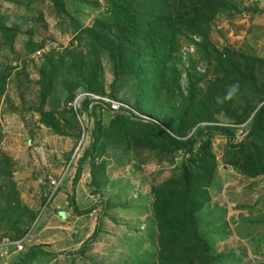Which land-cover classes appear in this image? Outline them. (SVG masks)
I'll use <instances>...</instances> for the list:
<instances>
[{"label": "trees", "instance_id": "16d2710c", "mask_svg": "<svg viewBox=\"0 0 264 264\" xmlns=\"http://www.w3.org/2000/svg\"><path fill=\"white\" fill-rule=\"evenodd\" d=\"M49 1L61 16L60 26L71 27L76 39L87 44L90 56L78 51L66 61L65 49L56 59L52 55L54 50L44 57L35 81L39 87L40 123L56 134H67L56 127L58 122L53 119L54 110L58 109L44 108L58 88L68 103L79 90L114 99L118 82L124 78L135 82L134 102L120 101L128 105L127 109L112 111L107 103L90 97L81 101V110L92 117L93 128L90 143L77 162L72 184L80 180L86 161L91 166V178L96 181L99 167H95V159L106 154L111 146H123L128 151L149 149L165 155L183 154L180 167L151 187L157 264H215L211 245L200 232L198 219V212L211 201L210 189L219 167L213 150L215 136L226 138L227 165L249 179L264 177V88L256 75L258 66L264 67V58L229 46L218 49L210 40L212 21L220 11L230 7L228 0H102V3L93 0L98 6L104 4L106 17H97L91 26L85 27L72 16L70 0ZM20 32V23L7 25L0 21V40L6 46L13 48ZM182 38L194 47V55L188 54L190 63L186 68L179 55ZM44 44L35 46L29 40L25 46L32 53ZM97 51L105 54L110 64L109 84ZM202 61L203 71L197 69ZM178 64L185 68L184 87ZM14 68L7 65L0 73V105ZM246 87L261 91L262 99L255 105L245 102L239 107L235 91ZM105 107L112 111L107 121H103L99 111ZM65 108L64 113L70 111L78 125L72 110ZM66 121L71 123L70 119ZM205 122L211 124L202 126ZM243 124L246 134L235 141L237 129ZM3 161L5 157L0 153V174L6 172ZM13 195L17 196L16 191ZM70 205L76 215L96 209L93 205L80 210L73 199ZM98 229L97 225L81 250L93 242ZM42 252L41 247H35L18 264L33 262Z\"/></svg>", "mask_w": 264, "mask_h": 264}, {"label": "rangeland", "instance_id": "374dc122", "mask_svg": "<svg viewBox=\"0 0 264 264\" xmlns=\"http://www.w3.org/2000/svg\"><path fill=\"white\" fill-rule=\"evenodd\" d=\"M98 1L102 3V0ZM69 2L72 16L78 19L82 27L91 26L97 17H106L104 4L98 6L93 4V0ZM228 4L230 7L220 11L212 21L210 40L218 49L229 46L264 58V0H228ZM37 18L44 19V22ZM0 21L7 25L20 23L21 30L13 48L6 46L0 40V73L6 70L7 65L15 67L0 105V153L5 157L3 163L6 171L5 174H0L2 192L0 242L2 240L22 242L23 249L20 251L22 257L38 245L47 252L60 253L56 256L40 254L34 262L26 264H157V235L154 237L152 234L145 242L141 236V232H144L146 227L150 226L148 228L150 232V228L155 225L147 224L153 221L151 187L177 170L184 155L181 153L165 155L149 149L128 151L123 146H111L106 154L95 159V167H99L96 181L92 180L91 166L86 161L83 167L88 168L89 171L84 172L79 186L84 188V195L96 205V209L88 215L94 220L93 232L98 225V233L84 250L79 249L78 246L73 250L60 251L61 247L56 244L55 239L62 241L63 244V240L67 238L66 233L68 235L69 233L62 235L61 227L68 224L64 222L66 215L62 217L52 208V198L55 191L70 190L73 185L71 181L77 162L90 143L93 119L86 114L87 121H84V128L79 121L76 125L70 115L71 112L64 113L65 107H68L77 117L72 107L74 100L67 103L64 92L58 88V91L50 96L44 108L49 110L54 106L58 109L54 110L56 113L59 111L63 113L60 115L55 113L53 119L58 122L55 123L56 127L67 134L63 136L54 133L40 123L37 111L39 87L35 81L39 78L44 57L50 55L53 50L55 53L52 55L56 59L58 53L67 49L66 61L78 51L89 57L90 50L85 41L80 43L76 39V33L71 27L66 25L64 29V26H60L61 16L57 15L49 0H0ZM29 40H32L35 46L45 42L44 47L30 53L25 46ZM97 53L103 63L106 84H109L112 79L110 64L105 54L98 51ZM188 54L194 55V47L182 38L179 55L182 56V64L185 68L190 63ZM193 58L196 59V56ZM182 64H178V67L182 71L181 79L184 87L186 72L185 68L182 69ZM197 69L203 71L205 63L199 62ZM256 75L259 85L264 88V67L258 66ZM106 89L108 90V87ZM114 95V99L108 98L132 104L135 98L134 80L124 78L118 82L114 88ZM234 97L239 107L245 102L255 105L262 99V92L246 87L235 91ZM21 104L24 114L28 117L30 129L28 138L23 136L26 141L34 139L39 143L40 137L46 141L55 138L59 143L60 136L66 137L69 134L74 137L63 172L58 178L54 177L59 182L54 192L49 188L46 196L42 198L33 196L31 187L33 179L28 180L30 189L26 193L28 198L26 200L31 208L20 199L18 188L27 181L13 174L8 156L11 153L8 139L11 135L5 132L9 130L5 126L13 125L10 123L12 121L10 118H17L21 112ZM106 108L99 110L103 121H107L112 115V111ZM67 119H70L71 123H68ZM19 122L21 120L16 121L15 127L14 125L12 127L19 130L17 128ZM210 124L205 122L201 125ZM244 128L246 130L245 126ZM27 130L24 128V131ZM78 147V155L73 157ZM225 148L226 138L221 135L215 136L213 150L219 167L210 189L212 199L198 212L200 232L211 245L213 255L217 256L218 251L221 253L216 258V264H264V177L249 179L242 176L237 169L227 165ZM10 183L14 186L11 187ZM15 191L18 197L13 195ZM66 201L69 207L70 199ZM5 213L8 216H5ZM146 217L151 220H146V224L142 226L140 224L143 223L142 220L138 221ZM130 218L136 220L132 224H127L126 220ZM219 238L221 241L218 240Z\"/></svg>", "mask_w": 264, "mask_h": 264}, {"label": "crops", "instance_id": "0c3cea01", "mask_svg": "<svg viewBox=\"0 0 264 264\" xmlns=\"http://www.w3.org/2000/svg\"><path fill=\"white\" fill-rule=\"evenodd\" d=\"M21 108L22 109L20 113L16 112L17 114L19 113L18 114L19 116L17 115V118L16 117L10 118L12 119L10 123L13 125L16 123V121L21 120V122H19V124L20 123L21 124L20 125L18 124L19 127L16 126L17 128H19V130L14 129L12 127L13 125L8 124L5 127L8 128L9 130L8 131L5 130V132H7L8 135H11V137L8 138L9 144L11 146V153H9L8 156H9V160H11L10 162L12 165L13 174H17L19 175L18 176L19 178H23L25 179V181H27L26 183H24L22 187L18 188L19 190L17 189L20 193V199L27 204L26 199L28 198H26L27 196L26 193L30 189V184L28 180L33 179V184L31 183L33 196H37L40 198L46 196V191H48L49 188L51 189L49 181L47 180V176L58 178L61 172H63L64 163L66 162V157L70 155L71 147L74 143V137L69 134L66 137L60 136L61 139L59 140V143L55 138L46 141L45 139H41L40 137L38 138L39 143H37L34 139L33 141L29 139H27L26 141L24 137L26 136V138H28L27 134L30 135L29 132L30 129L28 124V117H26V115L24 114L25 112L23 111L22 104H21ZM6 123H8V121H6ZM36 125H38V123ZM24 128L28 129L27 130L28 132L24 131ZM16 136H18L19 138L17 139ZM85 171H89V170L88 168L83 167L81 177L82 175H84ZM80 180L76 185H71L70 190L67 189L63 191L62 190L55 191L56 193H54L52 198L53 199L52 208L57 210L62 217L66 215L64 222L69 225V226L65 225L61 227L62 235H64V233L66 232H68L69 235L71 234L69 236L66 233L67 238L63 240V244L62 241H58L57 239H55L56 244H58L59 247H61L60 251L62 250L64 251L65 249L73 250L78 246H79L78 248L80 249L82 245L85 243V241L93 233V229L95 226L94 220L89 218L88 214L76 215L73 212V208L71 207V205L69 206L68 204L69 207H67L66 200L69 199H73L76 206L80 210H85L93 206V203L84 195V188L82 186H79ZM211 199H212V195H211ZM218 204H222V203H218ZM29 207L31 208V206ZM147 217L145 219L141 218L138 222L142 220L143 223L140 222V224L144 226L146 224L145 223L146 220L147 221L151 220L149 218L147 219ZM135 220L136 219L133 220L130 218L126 220V223L132 224L133 222H135ZM150 222H147V224L149 223V225L151 224L153 226L154 225L153 221L152 223ZM149 227L150 226L146 227L144 232H141V236L144 239V242L147 241V238L152 234L154 237H156L157 235V230L155 225L154 227L150 228L151 230L150 232H148ZM218 240L221 241L220 238ZM156 244H157V238H156ZM36 247H41V246L38 245ZM42 251H43L42 253L37 254L36 259L40 254L51 255V256L53 255L56 256L60 254V253H50V251H48L49 252L48 253L43 248ZM218 253L219 254H217V256L221 254L219 251ZM19 256H20V252L13 251L9 255V257L5 259L1 258L0 264H18L20 260L24 258L22 256L20 257ZM217 256L214 255L215 260L216 258H218ZM216 262L217 261H215V264Z\"/></svg>", "mask_w": 264, "mask_h": 264}, {"label": "built area", "instance_id": "2783aa9c", "mask_svg": "<svg viewBox=\"0 0 264 264\" xmlns=\"http://www.w3.org/2000/svg\"><path fill=\"white\" fill-rule=\"evenodd\" d=\"M85 97H90L91 99L100 101L103 104L107 103L112 111H119L121 108H126V109L129 108L126 104L109 99L107 96H98L93 93H88L79 90L73 101L72 107L74 108L76 116L80 124L83 126V128H84V121H87V115H86L87 113L81 110V101ZM244 126H245L244 124L239 126L238 131L236 133L235 141H239L245 136L246 130ZM78 151H79V147L75 150L73 157H76L78 155ZM47 179L54 192L59 185L58 180L53 178L52 176H47ZM22 249H23L22 242H10L8 240H2L0 242V258L5 259L9 257L12 251L20 252Z\"/></svg>", "mask_w": 264, "mask_h": 264}]
</instances>
